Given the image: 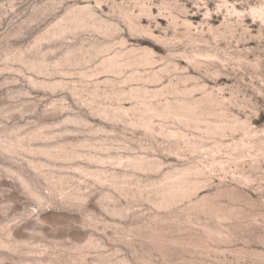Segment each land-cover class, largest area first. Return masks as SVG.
<instances>
[{
  "label": "rangeland",
  "instance_id": "1",
  "mask_svg": "<svg viewBox=\"0 0 264 264\" xmlns=\"http://www.w3.org/2000/svg\"><path fill=\"white\" fill-rule=\"evenodd\" d=\"M0 264H264V0H0Z\"/></svg>",
  "mask_w": 264,
  "mask_h": 264
}]
</instances>
